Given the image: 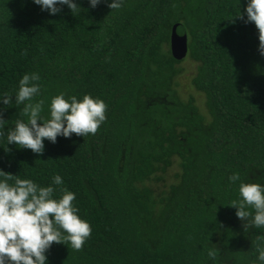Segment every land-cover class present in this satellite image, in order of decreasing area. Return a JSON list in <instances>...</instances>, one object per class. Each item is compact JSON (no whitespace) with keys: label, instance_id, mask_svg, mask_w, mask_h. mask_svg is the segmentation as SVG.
<instances>
[{"label":"trees","instance_id":"obj_1","mask_svg":"<svg viewBox=\"0 0 264 264\" xmlns=\"http://www.w3.org/2000/svg\"><path fill=\"white\" fill-rule=\"evenodd\" d=\"M73 2L74 13L61 5L50 15L32 0H0V94L14 96L22 74L36 72L32 102L44 101L45 117L60 93L106 105L94 134L44 140L40 155L6 144L7 128L27 118L14 98L0 105V171L39 186L59 174L53 198L73 192L91 227L79 250L53 243L47 264H262L264 227L245 229L228 206L240 181L264 184V57L247 0ZM175 24L189 38L182 60L170 48ZM188 59L205 109L176 89ZM174 159L182 172L158 199L147 183Z\"/></svg>","mask_w":264,"mask_h":264},{"label":"clouds","instance_id":"obj_2","mask_svg":"<svg viewBox=\"0 0 264 264\" xmlns=\"http://www.w3.org/2000/svg\"><path fill=\"white\" fill-rule=\"evenodd\" d=\"M32 3L50 15L58 13L61 5L67 6L71 13L78 8L73 0H32ZM100 3L101 0H88L91 8ZM107 6L117 9L122 6V0H111ZM244 14L245 23L253 22L258 30V52L264 57V0H247ZM236 17L242 18L240 8ZM39 79L36 72L24 73L18 80L14 96L0 94V105L13 103L14 98L15 104H23L21 113L27 118V122L17 119L13 127L7 128L6 137L5 132H0L7 145H18L40 155L44 151V140L55 144L57 137L96 132L105 120L103 100L89 94L79 100L76 96L65 99L60 93L50 98L45 117L41 115L44 101L32 102V98L40 93V86L36 83ZM4 122L0 118V127ZM228 179L237 182L240 176L233 172ZM10 180L14 182L10 184ZM61 184L59 174L52 176L49 185L39 186L31 179L0 171V264H47L46 250L53 243L63 244L62 241L75 250L82 247L91 227L78 216L79 210L72 203L73 192L61 189L59 198H53V185ZM238 193L239 198L231 200L228 206L235 208V216L245 222L244 228L264 227V184L240 181ZM256 252V259L264 264V246H258ZM208 255L213 252L209 250Z\"/></svg>","mask_w":264,"mask_h":264},{"label":"rangeland","instance_id":"obj_3","mask_svg":"<svg viewBox=\"0 0 264 264\" xmlns=\"http://www.w3.org/2000/svg\"><path fill=\"white\" fill-rule=\"evenodd\" d=\"M179 68L182 70L181 73L177 76L175 81L176 89L180 97L185 100H189L190 97H194L198 105L205 109V100L204 95L199 93L192 84L193 77L197 72V64L192 60H185L180 65ZM180 162L178 159H174L173 164L166 169V171H159L154 174V177L151 179L148 186H150L156 197L159 199L160 194L166 192L172 184H175L177 181V174L181 173Z\"/></svg>","mask_w":264,"mask_h":264},{"label":"water","instance_id":"obj_4","mask_svg":"<svg viewBox=\"0 0 264 264\" xmlns=\"http://www.w3.org/2000/svg\"><path fill=\"white\" fill-rule=\"evenodd\" d=\"M179 28H181L180 24H175L172 27L171 35H170V48L172 55L178 59H184L189 51L188 46V35L186 32H179Z\"/></svg>","mask_w":264,"mask_h":264}]
</instances>
